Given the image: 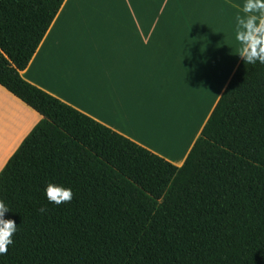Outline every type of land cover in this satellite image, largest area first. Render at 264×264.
Wrapping results in <instances>:
<instances>
[{"label": "trees", "instance_id": "obj_1", "mask_svg": "<svg viewBox=\"0 0 264 264\" xmlns=\"http://www.w3.org/2000/svg\"><path fill=\"white\" fill-rule=\"evenodd\" d=\"M64 1L0 0V86L41 116L0 172V264H264V64L241 60L176 167L20 76Z\"/></svg>", "mask_w": 264, "mask_h": 264}, {"label": "crops", "instance_id": "obj_2", "mask_svg": "<svg viewBox=\"0 0 264 264\" xmlns=\"http://www.w3.org/2000/svg\"><path fill=\"white\" fill-rule=\"evenodd\" d=\"M242 4L65 0L20 76L180 167L241 62ZM40 120L0 86V151Z\"/></svg>", "mask_w": 264, "mask_h": 264}, {"label": "clouds", "instance_id": "obj_3", "mask_svg": "<svg viewBox=\"0 0 264 264\" xmlns=\"http://www.w3.org/2000/svg\"><path fill=\"white\" fill-rule=\"evenodd\" d=\"M234 39L238 45L236 55L243 63L264 64V0H243L241 11L235 16ZM43 191L45 199L55 205L67 203L73 196L71 188L51 182ZM8 212V205L0 200V255L14 243L13 235L17 231V224L5 218ZM39 212H46V208L41 207Z\"/></svg>", "mask_w": 264, "mask_h": 264}, {"label": "rangeland", "instance_id": "obj_4", "mask_svg": "<svg viewBox=\"0 0 264 264\" xmlns=\"http://www.w3.org/2000/svg\"><path fill=\"white\" fill-rule=\"evenodd\" d=\"M21 143H20V145H21ZM20 145L16 146V147L7 146V147H4L1 149V151H0V172L3 170V168L5 167L7 162L9 161V159L14 155V153L17 151V149L20 147ZM155 149H158L157 146Z\"/></svg>", "mask_w": 264, "mask_h": 264}, {"label": "bare ground", "instance_id": "obj_5", "mask_svg": "<svg viewBox=\"0 0 264 264\" xmlns=\"http://www.w3.org/2000/svg\"><path fill=\"white\" fill-rule=\"evenodd\" d=\"M151 137V136H150ZM154 143H156V142H154ZM157 144V143H156ZM158 147H161V146H158Z\"/></svg>", "mask_w": 264, "mask_h": 264}]
</instances>
